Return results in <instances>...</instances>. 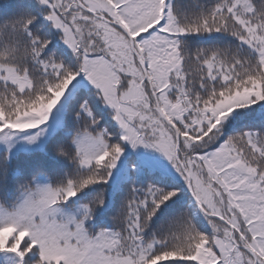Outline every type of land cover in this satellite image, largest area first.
Masks as SVG:
<instances>
[{"label": "snow or ice", "instance_id": "6c2138e0", "mask_svg": "<svg viewBox=\"0 0 264 264\" xmlns=\"http://www.w3.org/2000/svg\"><path fill=\"white\" fill-rule=\"evenodd\" d=\"M203 33L227 35L194 46ZM73 81L87 90L66 115L94 135L73 149L49 132L28 166L0 151V264H264V0H215L194 17L170 0H16L0 16V134L35 141L53 128ZM97 101L118 127L100 126ZM241 110L259 123L229 134ZM141 145L183 187L129 182L109 208L102 186L125 147ZM181 192L194 205L155 225ZM113 211L112 227L96 229L93 216Z\"/></svg>", "mask_w": 264, "mask_h": 264}, {"label": "trees", "instance_id": "16d2710c", "mask_svg": "<svg viewBox=\"0 0 264 264\" xmlns=\"http://www.w3.org/2000/svg\"><path fill=\"white\" fill-rule=\"evenodd\" d=\"M215 0H170L171 6L174 11L181 17H194L195 15L202 12L205 8L214 3ZM16 0H0V16L8 15ZM42 19V17H41ZM225 33H203L199 35H191L189 39L193 42L194 46H207L218 41L220 38L225 37ZM229 40L234 38L228 37ZM246 47V46H245ZM81 90H87L84 85L77 86L73 89L71 95L65 101L64 110L62 112V119L60 124L57 126L55 131L52 132L54 138L64 137L73 147L79 139H83L86 135H94V131L89 127L87 121L76 120L75 123L72 119L66 115V110L69 107H77L76 100L78 99ZM254 109L256 105L252 106ZM93 112L100 113V126L110 129L112 126L118 127L116 122L112 119L109 113V109L106 105L100 104L98 101L95 102V107ZM257 115L259 114V109L256 110ZM74 119V118H73ZM231 121L228 125V133L234 134V132L241 130L245 127H251L254 124H258L259 121L252 119V114L241 110L240 114L233 115L229 117ZM116 139V137H112ZM0 151L7 152L6 149H1ZM20 157L21 164L28 166L30 161L29 150H16ZM33 155L39 156L42 153H34ZM51 156V154H50ZM135 164V174H133L132 165ZM59 166L63 168L66 175H72L76 170V164L71 160H65L63 158L59 161ZM129 182L138 183L141 186L156 183H167L169 186H179L183 187V181L179 177V174L174 175L173 172L168 169L158 168L152 166L143 160H141L133 151H129L125 147L124 153L121 155L116 167L112 170L111 178L108 180L106 185H103L105 205L114 210H118L122 202L123 197L119 195H114V193L119 192L124 189ZM97 185H91V189H96ZM183 203L184 205L193 204L194 202L190 199V193L181 192L177 197H173L172 200L168 201L165 205H161L160 211L156 216L153 217L155 225H159L165 218L172 215L178 206ZM112 213L106 214L101 218H97L95 215L92 220L96 223V229L100 226L112 227ZM193 223L196 224L197 228L204 231L209 228L207 220L204 218L203 213L196 209L195 218ZM95 230V229H93Z\"/></svg>", "mask_w": 264, "mask_h": 264}, {"label": "rangeland", "instance_id": "374dc122", "mask_svg": "<svg viewBox=\"0 0 264 264\" xmlns=\"http://www.w3.org/2000/svg\"><path fill=\"white\" fill-rule=\"evenodd\" d=\"M79 80V77H77ZM77 86H82L84 83H77L73 81L72 84L69 85V91L65 93V96L62 97L61 101L55 106L50 114L49 120L46 122V125H52L54 129L60 124L62 119V112L64 110L65 101L71 95L73 89ZM85 86V85H84ZM53 128L45 127L44 131L39 133L37 139L35 141H30L24 139L23 133L17 134V136L13 138H7L4 134H0V150L6 149L7 152H16V150H30V147L34 144L36 146H40L45 143V138L49 132H53ZM129 151H133L141 160L144 162L154 165L158 168H168L170 169L174 175L179 174L178 171L175 169L174 165L168 160V158L161 153L160 151L148 147H144L143 145L132 148L127 147Z\"/></svg>", "mask_w": 264, "mask_h": 264}]
</instances>
